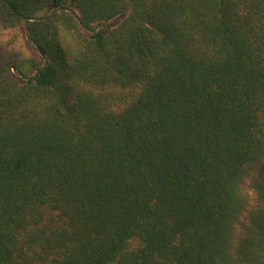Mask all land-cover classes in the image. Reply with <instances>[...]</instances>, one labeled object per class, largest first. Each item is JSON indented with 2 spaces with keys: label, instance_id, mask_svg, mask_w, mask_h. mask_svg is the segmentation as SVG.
Returning a JSON list of instances; mask_svg holds the SVG:
<instances>
[{
  "label": "trees",
  "instance_id": "16d2710c",
  "mask_svg": "<svg viewBox=\"0 0 264 264\" xmlns=\"http://www.w3.org/2000/svg\"><path fill=\"white\" fill-rule=\"evenodd\" d=\"M127 2L0 0V264H264V0Z\"/></svg>",
  "mask_w": 264,
  "mask_h": 264
},
{
  "label": "rangeland",
  "instance_id": "374dc122",
  "mask_svg": "<svg viewBox=\"0 0 264 264\" xmlns=\"http://www.w3.org/2000/svg\"><path fill=\"white\" fill-rule=\"evenodd\" d=\"M119 17H114L113 19L109 20L106 25H113L114 23L118 22ZM10 35V34H9ZM8 34L5 36H2L1 38L4 40L6 39L8 36ZM16 44L18 45V42H16ZM8 73L10 74L12 71L11 69H7L4 73ZM13 73V72H12ZM250 180L249 178H245L243 179V181L241 182L240 188L242 190L243 195L245 196V203H244V210L242 211L241 214V219L245 220L246 219V215L248 213V211L251 209V207L253 206V201H254V192L252 191V189L250 188Z\"/></svg>",
  "mask_w": 264,
  "mask_h": 264
},
{
  "label": "water",
  "instance_id": "95a60500",
  "mask_svg": "<svg viewBox=\"0 0 264 264\" xmlns=\"http://www.w3.org/2000/svg\"><path fill=\"white\" fill-rule=\"evenodd\" d=\"M130 4H131V0H128V2H127L126 5L123 7V9H122L120 12H118L116 15H120V14L125 13V12L129 9ZM52 12H53V11H50L48 14H50V13H52ZM116 15H115V16H116ZM40 19H42V17H38V16L27 17V18L25 19V21H24V30H25V35H26L27 40L32 41V39L29 37L28 28H27V22H28V21H36V20H40ZM109 20H110V18H109V19H106V20H104V21H102V22H100V23L97 24L96 26H99V25H101V24L107 23ZM96 26H95V28H96ZM88 30H89V29H88ZM91 30H92V29H91ZM44 64H45V63H43L40 67H38V68L35 70V72H34L32 75H30V76H29V75H26V74H24V73L19 72V71L16 70L14 67H9V68H6V69H4L3 71L0 72V78L2 77V75L4 74V72H5L7 69H11V71L13 72L14 75L21 77L23 80H28V79H30V78H33V77L37 74V71H38V70H39Z\"/></svg>",
  "mask_w": 264,
  "mask_h": 264
}]
</instances>
